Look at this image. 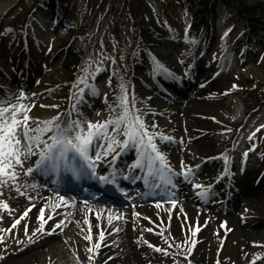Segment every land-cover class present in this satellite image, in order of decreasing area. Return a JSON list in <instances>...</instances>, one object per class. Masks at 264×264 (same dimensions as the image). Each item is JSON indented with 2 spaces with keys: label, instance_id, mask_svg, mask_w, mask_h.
I'll return each instance as SVG.
<instances>
[{
  "label": "rangeland",
  "instance_id": "rangeland-1",
  "mask_svg": "<svg viewBox=\"0 0 264 264\" xmlns=\"http://www.w3.org/2000/svg\"><path fill=\"white\" fill-rule=\"evenodd\" d=\"M7 1L11 3L0 15V96L7 89L15 98L8 99L9 103L28 105L33 118L30 126L35 118L45 120L58 112L64 117L70 105L76 104L72 86L85 60H100L102 70L94 79L99 94L85 91L84 101L76 104L83 114L79 118L95 122L119 116L118 109L111 113L107 109L115 102L117 76L122 77L129 99L135 95L137 108L143 104L153 110L145 111V124L155 121L159 131L175 138L171 142L157 138L158 148L166 153L171 167L179 173L181 161L196 166L194 180H187L186 187L198 192L193 182L211 185L194 206L204 211L203 215L198 221L192 217L175 236L165 229L158 232L144 211L157 201L172 205V197L154 201L128 198L124 203L132 202L135 209L130 226H125L133 232L138 256L127 248L118 253L122 248L114 242L110 225H118L119 219L95 216L89 231L75 224L70 210L62 209L51 223L61 219L64 223L59 228L52 226L51 232H41L47 240L36 247L38 260L27 264H108L115 254L130 256V264H250L254 255H259L255 264H264V208L242 212L248 197L263 201L264 206V127H260L264 125V13L251 14L258 19L253 18L257 28L250 29L227 2L218 4L216 16L202 10L204 5L197 0L190 5L184 0H0ZM246 1L256 9L264 4V0ZM206 25L213 28L210 43ZM144 29L146 37L141 34ZM250 30L256 33L254 38L248 37ZM152 56L175 78L154 73ZM166 85L170 95L163 91ZM21 90L23 100H19ZM196 91L202 107L188 109L187 102ZM146 100H151L150 104ZM77 115L72 113L73 118ZM134 157L135 150L129 148L118 157L117 165L124 168ZM32 162L31 156L24 167ZM140 175L137 171L136 176ZM30 177L34 174L24 176L21 172V192L10 183L0 187V200L9 206L11 200L26 203L31 195ZM183 180L182 176L174 177L176 184ZM82 187H75L78 194L89 188ZM59 194L71 195L66 190ZM10 217H14L10 210L0 205V264H17L32 251L22 253L23 246L15 249L18 244L9 237ZM223 222L231 226L224 227ZM89 234L91 240H86ZM150 245L167 249V255Z\"/></svg>",
  "mask_w": 264,
  "mask_h": 264
},
{
  "label": "snow or ice",
  "instance_id": "snow-or-ice-1",
  "mask_svg": "<svg viewBox=\"0 0 264 264\" xmlns=\"http://www.w3.org/2000/svg\"><path fill=\"white\" fill-rule=\"evenodd\" d=\"M185 31H187V25ZM226 34L227 32H225ZM185 39L188 38L185 37ZM192 42H195L194 37ZM152 63L154 73L175 78V74L159 62L155 56H152ZM93 64H95L94 67ZM101 70L102 61H92L91 58L85 60L81 74L77 76L72 86L76 90V104L84 101L85 91L88 95L99 94L94 79ZM106 83L111 87V79H108ZM79 85H83V87ZM3 92L4 95L0 96V187L10 183L17 192H21L18 181L21 172L24 176L33 172L45 176L51 175L54 177L53 183L62 184L65 181H70L78 187H82L89 181H95L99 185L106 186V190L119 192L122 195H128L125 188L120 186L122 180L131 179L136 176L137 171L141 175L136 176V179H143L147 189L155 192L163 188L168 195H172V190L177 186L174 177L182 176L186 181L190 178L194 180L193 168L196 166H186L181 161L179 173L171 167L166 153L158 148L157 138L161 142H171L175 138L159 131L155 121L150 125L145 124V111L152 112L153 110L145 108L143 104L141 108H137L135 95L133 93L129 99L128 85L122 77L117 76L116 92L114 93L115 102L108 105L107 109L109 113L118 109L120 115L116 117L109 115L107 119L95 122L80 119L79 117L83 114L79 113L76 104H73L70 105V110L64 114V117L58 112L45 120L35 118L34 125L30 126L29 121L33 118L28 114L29 106L22 102L9 103L8 99L15 98L7 89H3ZM24 98V91L21 90L19 100ZM104 100L107 103L106 93ZM51 107L57 106L51 105ZM73 112L78 113L77 118L72 117ZM260 127H264V125H260ZM121 135L123 139H119ZM251 138L250 135L249 139ZM129 148L135 150V157L132 162L121 168L116 163L117 159ZM31 156H36V159L25 168L24 161ZM243 156L246 157L247 152ZM227 159L225 156V162ZM101 164L106 165V167L98 171V166ZM192 187L199 190L196 194L200 197H204L207 191L211 189V185L205 186L194 182ZM143 195L144 193L137 192V196ZM56 196L59 201H64L66 204L75 203L74 198L69 197L66 200L65 196L59 194V190L56 191ZM129 198L131 197L129 196ZM29 199L32 198L29 197ZM176 202L175 199L169 201L172 205H175ZM84 203L87 204V201ZM156 203L159 207L160 202L157 201ZM0 205L5 209L9 208V205L3 200H0ZM45 207L46 205L39 209L40 216L38 219H41L39 231L41 232L44 231L43 224L45 221L42 217ZM136 215L139 216L140 214L137 213ZM48 218H51V212H49ZM115 218L120 219L121 217ZM15 223H18V220L14 222L12 227H15ZM63 223L64 221L61 219L53 225V228H59ZM84 223L88 224L87 217L84 218ZM52 230L50 228L47 231L51 232ZM117 230V228L112 229L114 232ZM103 235V232L99 233L100 237ZM0 239L3 237L0 236ZM85 239L91 240V235L85 236ZM16 243H20V241L17 240ZM145 243L148 242L145 241ZM99 246L97 242L95 247L98 248ZM150 246L167 255V249H161L155 245ZM88 251L91 252L93 249L89 248ZM188 251H191V247ZM258 258L259 255H254L250 264H255V260Z\"/></svg>",
  "mask_w": 264,
  "mask_h": 264
},
{
  "label": "bare ground",
  "instance_id": "bare-ground-1",
  "mask_svg": "<svg viewBox=\"0 0 264 264\" xmlns=\"http://www.w3.org/2000/svg\"><path fill=\"white\" fill-rule=\"evenodd\" d=\"M11 2H0V15L9 7ZM157 99V98H156ZM156 99H152V103L156 101ZM151 100H146V103L150 104ZM202 100L200 98V93L195 92L190 100L187 102L188 109H198L202 107ZM36 156H32L33 162L35 161ZM34 177H30V197L32 199L27 200V202H23V200H11V205L9 206V210L13 218H8V221H12L9 225L10 238H14V242L16 243L17 240L20 241L18 246L15 248H19L21 246L22 253L32 250L29 255L23 257L18 261L17 264H27L29 262L38 260V249H36L37 245H41L42 241L47 240L45 237L41 236V231H39L41 219H38L40 216L39 209L42 206H45V212L42 219L45 221L43 224L44 230L51 228L54 223H51L55 217L59 215L62 209L70 210V217L74 214V221L75 224H82L85 230H90L91 226L93 225V221L95 220V216L99 217L100 219H109L115 218L120 216L119 219L120 223L114 224L112 223L111 229L114 226H118V230L112 233V237L114 238V242L120 245L122 248L120 252L116 250V252L121 253L126 248L135 256L140 254V249H137L136 246L138 245L137 242L132 241L131 237L133 232L130 231L129 226L131 223V216L133 212V206L126 205V207L122 204L119 206L112 207L107 204V202H102L97 200L93 197H80L78 195H64L66 200L67 198L71 197L74 198V204H66L64 201H59L56 196V191H64V187H61L59 184L53 183L54 177L49 175L45 176L40 173L33 172ZM186 180L181 181L180 183L176 184V188L173 189L172 195L168 197H172L177 202L175 205H168L166 203L160 202L159 207H157V203L148 206L145 208V217L148 218L149 222H153L157 225L156 229L158 232L165 231L171 232V235L177 234L182 227L187 226L189 221L192 220V217H195V221H198L200 215H203L204 211H199L195 209V205L199 199V196L196 194L197 191L192 190L191 187H186L187 185ZM93 181H89L87 185L96 187L97 185L93 184ZM32 185H35L34 187ZM168 193H165L164 196H167ZM138 198H142V196H135ZM163 198V197H162ZM161 198V199H162ZM87 201V204L84 202ZM63 205V207H60ZM140 204H135L138 207ZM150 205V204H149ZM263 201L248 197L247 203L244 205L243 213L249 210L260 211L263 210ZM49 212H51V218H48ZM26 213L22 216V214ZM72 214V215H71ZM22 217V218H21ZM62 217V216H61ZM87 217L88 224L84 223V218ZM68 218V217H67ZM18 220V223H15V227H12L14 222ZM79 221V223H78ZM129 223V226H125ZM222 225L224 227L231 226L227 225L226 222H223ZM26 226V228H25ZM124 227V228H123ZM33 233H35L33 235ZM40 236V237H39ZM100 239V238H98ZM32 241V243H29ZM7 243V242H6ZM135 246V249H133ZM35 250V251H33ZM18 252V251H17ZM108 264H130V256L129 257H122L121 254H115Z\"/></svg>",
  "mask_w": 264,
  "mask_h": 264
},
{
  "label": "trees",
  "instance_id": "trees-1",
  "mask_svg": "<svg viewBox=\"0 0 264 264\" xmlns=\"http://www.w3.org/2000/svg\"><path fill=\"white\" fill-rule=\"evenodd\" d=\"M196 0H184V3L187 4H193ZM198 3H202L204 5V9L202 10H209L211 11L213 14H216V10H217V6L219 3L221 2H227L231 7H233L236 11V13L239 15L240 18H243L246 20V22H248V26L250 27V29H255L257 28V23H255L256 21L253 20V16H251L252 13H264V4L262 5H258L256 9L255 6H251L248 5L246 2V0H197ZM200 10V11H202ZM196 19H200V16H196ZM254 19H258L254 18ZM199 21V20H198ZM193 25H197L195 22L193 23ZM214 26V24H212V27ZM262 26V25H261ZM264 27V26H262ZM212 30V29H210ZM213 32V31H212ZM251 32V30L249 31V33ZM144 35L147 36L146 30L144 29V32H142ZM248 33V36H249ZM76 59V55L73 54L72 56V60Z\"/></svg>",
  "mask_w": 264,
  "mask_h": 264
}]
</instances>
